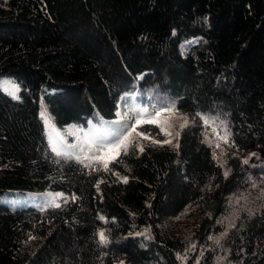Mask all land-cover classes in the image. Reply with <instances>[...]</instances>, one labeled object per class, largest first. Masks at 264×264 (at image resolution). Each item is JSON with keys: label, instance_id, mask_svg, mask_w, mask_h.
Masks as SVG:
<instances>
[{"label": "trees", "instance_id": "trees-1", "mask_svg": "<svg viewBox=\"0 0 264 264\" xmlns=\"http://www.w3.org/2000/svg\"><path fill=\"white\" fill-rule=\"evenodd\" d=\"M151 88L219 113L264 165V0H0V264H264V203L229 221L247 172L225 177L203 119L178 147L135 137L108 171L52 151L113 142L120 106L155 117Z\"/></svg>", "mask_w": 264, "mask_h": 264}, {"label": "rangeland", "instance_id": "rangeland-1", "mask_svg": "<svg viewBox=\"0 0 264 264\" xmlns=\"http://www.w3.org/2000/svg\"><path fill=\"white\" fill-rule=\"evenodd\" d=\"M139 96V99L144 98L145 96H150L153 105L159 109L164 106H169L172 103V100L170 98L169 93L163 92L160 88H151L148 90L143 91L142 93H137ZM119 117L115 119L118 122L125 123L128 127H131L135 120L133 119V116L129 113H125L123 106H120L118 108ZM183 114L179 113L178 111H174L173 114L164 113L160 120L164 122V127L172 133V136H166L163 131H161V127L157 123H143L139 126H137L136 131L138 133H143V135L139 136L138 139L144 143L147 144H153V145H164V143L156 144L152 141H165L168 139L172 140V143L169 145L175 146L177 145V141L179 138V135L181 131L189 126V125H198L202 124V118L200 116H195L193 118L188 119V123L185 127L180 128V124H182L183 121ZM206 117L211 121L214 120L215 123H209L208 125H204V132L203 137L204 141L211 147L212 154L214 159L221 164L225 172H228L231 170V161L233 158H236L239 160L240 164L245 168L244 171L247 172L248 181L244 182V184H240L238 187V190L235 194L230 196V199L228 200V206H230V212L227 215L229 218V221L232 222L236 218V213L239 212V208L244 206H251L253 204H259L262 205L264 203V165L255 162L253 158V152L251 151H238L237 149L233 148V145L231 143V132L229 129V124L227 120L221 116L219 113H211L207 112ZM154 118V117H153ZM145 119V120H151ZM223 122V125H226L227 132H228V143H225L223 140L219 139V136H223L225 129L224 126L221 124ZM171 125V127H169ZM213 128H216V131H213ZM59 133V137H63V133L61 131H57ZM179 132V135L176 136L175 133ZM133 137L135 138V133L133 134ZM216 144H219V147H216ZM106 159H109L106 157ZM247 160L248 163H244V161ZM88 163V162H86ZM97 164L96 162H92V165ZM100 164V163H98ZM102 165V164H101ZM251 174H254L255 176H250ZM255 185V187L253 186ZM258 205V206H259ZM191 210V209H190ZM188 213V212H187ZM187 214H184L183 218L186 217ZM181 221V220H180ZM232 224V223H231ZM187 226H183V232L184 234H188ZM192 247V245H191ZM182 259H185V256L182 257ZM116 264H123L122 262H118Z\"/></svg>", "mask_w": 264, "mask_h": 264}, {"label": "snow or ice", "instance_id": "snow-or-ice-1", "mask_svg": "<svg viewBox=\"0 0 264 264\" xmlns=\"http://www.w3.org/2000/svg\"><path fill=\"white\" fill-rule=\"evenodd\" d=\"M18 91V88L13 91L12 95L13 98L18 99L19 97L16 95V92ZM136 111V120L135 123L127 129V131H125L123 134H121L118 138H116L113 142H109V143H97L94 139L89 138V133L88 132H83V130H81L83 132V142H82V146H79L80 152L84 153V155H76L75 153L72 152H67V153H62L56 146L55 143L52 142V136L51 134L49 135V140L50 142L53 143L52 146V151L56 153L57 156H61V155H66L69 159H75L78 163L83 164L85 167H91L92 166V162H96V163H100L102 164L103 170L104 171H108L109 170V159H106V157L110 158V159H115L116 156H118L121 152V150L124 151L125 154H127V150L130 144L133 143L134 137L133 134L135 133L136 137H139L141 135H143V133H138L136 131L137 126L143 124V123H157L160 125L161 127V131L164 132V134L166 136H172V133L170 131H168L163 125L164 122L160 120V117L164 114V113H169V114H173L175 111V104H171L169 106H164L161 107L159 109L154 110L155 111V117L151 120H145L144 116L146 114L150 115V113L148 112V109L143 108V109H137ZM117 115H119V112L117 113ZM197 115H200L199 113H197ZM40 116L42 117V119L44 120L45 125L49 128V129H53L54 130V124L52 123V119L50 117V115L47 113V110L44 109L41 111ZM183 123L180 124V128H183L187 125L188 123V119L187 117H183ZM202 119L204 120L205 125H208L209 123H215L214 120H209L207 117H202ZM221 124L223 125V122H221ZM225 132L223 136H219L220 140H223L225 143H228V132H227V127L226 125H223ZM169 127H171V125H169ZM213 131H216V128H213ZM57 135L59 136V133L57 132ZM176 136L179 135V132L175 133ZM153 143L156 144H160V143H164V144H171L172 140L168 139L165 140L163 142L161 141H152ZM178 147V144L176 145ZM219 144H216V147H219ZM72 148H76L78 147L77 145H72L70 146ZM136 147L139 148L140 152L144 151V147L139 144L136 143ZM89 153H91V155H89ZM252 155H255L254 153ZM215 157V154H214ZM85 161H87L88 163H85ZM244 163H248L247 160L244 161ZM225 177H227L228 172L224 173ZM103 181H101L102 183ZM124 182L127 183V178H124ZM255 187V185H253ZM97 188H99V185H97ZM62 193H57L56 196H62ZM55 207H60V204L56 203L54 204ZM101 220H104V217H100ZM99 243L101 244H107L108 243V239L105 236L104 232H99ZM34 239V237H33ZM208 239H213V237H209ZM216 243H219V240H216ZM193 248H195V245H192ZM178 259H182V257H180L178 255Z\"/></svg>", "mask_w": 264, "mask_h": 264}]
</instances>
